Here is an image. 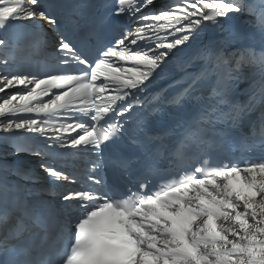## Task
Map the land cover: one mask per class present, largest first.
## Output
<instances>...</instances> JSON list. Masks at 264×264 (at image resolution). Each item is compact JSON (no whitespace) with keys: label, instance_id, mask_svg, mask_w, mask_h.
<instances>
[{"label":"snow or ice","instance_id":"6c2138e0","mask_svg":"<svg viewBox=\"0 0 264 264\" xmlns=\"http://www.w3.org/2000/svg\"><path fill=\"white\" fill-rule=\"evenodd\" d=\"M155 4L0 0V132L62 189L0 213V264H264V155H211L264 153V0Z\"/></svg>","mask_w":264,"mask_h":264}]
</instances>
